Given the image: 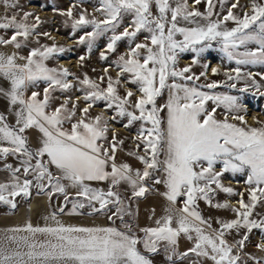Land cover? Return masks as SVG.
I'll return each instance as SVG.
<instances>
[{
    "label": "snow or ice",
    "instance_id": "1",
    "mask_svg": "<svg viewBox=\"0 0 264 264\" xmlns=\"http://www.w3.org/2000/svg\"><path fill=\"white\" fill-rule=\"evenodd\" d=\"M153 2L158 16L152 15ZM224 2L226 0H221L222 4ZM2 3L6 10L17 7L14 0H2ZM200 3L201 0H194V5ZM206 3V13H201L194 8L189 10L187 0H177L174 7L170 0H100V7L96 11L104 19L89 18L86 12H82L72 23V29L75 33L80 28L91 26L92 31L85 32L77 41L78 44H86L89 52L97 38L106 32L112 33L106 50L100 54L102 60L107 59L106 52L116 50L118 41L124 38L134 40L141 30L150 33L146 39L151 43V46L136 43L126 55L119 56L116 61V68L119 69L117 79L107 75L106 68L105 76L99 78L101 83L106 82L104 88L85 74L79 83L87 90L83 97L76 98L85 101L83 108H79L75 102L69 107L71 97L52 108V93L68 91L73 85L67 79L71 75L68 69L49 68L45 62L54 54L66 51L65 48L54 44L34 48L27 57L0 55V77L10 82L9 89H0V94L8 99L11 108L19 105L14 111V125H10L7 117L0 114V160L7 161L9 157H14L19 162L15 167L8 163L3 165L2 171L8 173V178L0 182V203L15 209L16 198L21 195L28 197L30 189L35 187L45 192L49 199L53 193L64 194L67 204L69 197L66 188L70 186L77 190V199L71 201L69 214H79L86 206L92 213L105 212L112 205L115 213L109 215V220L119 219L125 229L71 227L59 221L56 226L33 228L29 224L24 229L12 230L27 232L29 236L9 237L17 246H26L28 251L24 254H6L0 250V264H152L143 253L156 254L161 249L169 264H176L177 259L183 261L192 255L210 259L213 264H237L239 256L233 254L236 245L227 242L226 232L240 228L247 229V233L253 229L264 232V219H250L257 202L264 200V126L247 125L245 116L240 114L243 105L237 96L210 95L200 90L204 87L214 89L218 87L216 82L200 86L175 82L177 78L193 82L200 79V76L193 74L185 75L191 73L190 67L181 70L175 68L178 52L191 50L199 57L212 47L213 41L219 43L220 50L230 61L234 59L237 65H264V4L251 0V12L244 11L240 16L233 12L239 6V0H235L227 15L213 20L215 4L213 0H206ZM168 13L171 14L170 19ZM61 14L69 18L73 16L71 8ZM125 14L133 16L132 30L126 27L123 32L117 33L116 29ZM32 15L25 12L19 19L15 13L10 17L7 14L0 17V30H12L10 38L0 37V44H12L19 49L40 22L39 17H35V23L29 24L28 18ZM192 18H202L206 23L200 25ZM178 19L196 23V26L179 27ZM228 21L233 22L235 27H224ZM177 34L183 40H175ZM249 44L255 45V49H249ZM241 48L245 50L239 51ZM141 49L146 54H142ZM17 58L26 62L17 64ZM84 59L80 57V61ZM196 62L193 60L192 63ZM217 71L213 68V75ZM233 71L236 76L225 73L227 78L239 79L241 69L237 67ZM124 73L130 74V79L125 83L137 85L139 95L135 101L132 100L134 92L131 89L126 90L123 96L118 92L117 86L121 84L119 77ZM169 78L173 79V83H167ZM41 81L45 84L42 94L32 91L25 98L27 89L38 87ZM253 84L259 91L260 86L255 81ZM230 86L234 88L235 84ZM165 88L169 90L168 100L158 107L157 97L162 95ZM101 100L106 102L108 109H116V116L110 119L126 116L128 122L125 127L135 121L141 122L136 135L140 143L136 148L139 151L142 144L144 155H137L136 152L129 155L135 156L144 165L142 171L133 170L127 163L118 165L115 162L117 148L123 144V140H118L113 132L109 141L108 120L103 115H88L95 103ZM209 100L216 107L226 109L223 120L215 118L216 108L212 111L206 109ZM165 109L166 120L160 116ZM77 111L81 113L79 118H76ZM229 115L239 124L229 122ZM66 124L69 126L65 127ZM32 128L41 134L39 146L35 149L30 147L25 134ZM161 154L164 157L162 160ZM218 163L222 165L220 171L215 170ZM52 167L58 174L51 171ZM157 171L164 173L163 179L155 176ZM226 172H247L249 202L246 203L243 194H239V208L232 209L237 219L218 221L221 227L213 229L210 221L201 215L198 201L203 200L209 207H228L227 203L213 204L217 190L234 194L232 188L224 187L221 183L220 178ZM149 179L153 184H164L166 191L163 195L171 207L165 209L166 215L156 220V227L141 229L144 235L140 237L124 219L132 213L119 187L126 184L131 189V199L144 197L149 191L145 181ZM62 181H68V185ZM91 181L107 182L109 187L107 190L94 188L87 183ZM49 188L51 192L47 191ZM180 197L184 198L183 207L177 209L174 206ZM59 211L63 212L64 209ZM52 219L56 220L55 213ZM247 233L237 241L241 248L249 238ZM37 234L45 239H30ZM181 234L193 242V246L184 252L177 250ZM24 256H27V260ZM192 264H200V261L194 260Z\"/></svg>",
    "mask_w": 264,
    "mask_h": 264
},
{
    "label": "rangeland",
    "instance_id": "2",
    "mask_svg": "<svg viewBox=\"0 0 264 264\" xmlns=\"http://www.w3.org/2000/svg\"><path fill=\"white\" fill-rule=\"evenodd\" d=\"M17 4L15 8L5 9L6 14L10 17L13 13L17 15V18H21L25 12L32 13L33 15L28 18V23H35V17H39V24L36 27L34 33L29 36L28 40L22 43V46L17 49L12 44L10 45L20 57H27L29 52L34 48H39L42 46H53L54 44L57 47H63L66 49L63 53H56L47 60L46 66L49 68H66L69 70L71 75L67 77L68 81L72 83L73 87L68 91H56L52 93L54 99L52 100V108L58 107L62 104L67 97H71L72 100L69 102V107L73 102L78 104L79 108H83L86 106L85 101L81 98L77 100V97H83L84 91L87 89L84 88L83 85L79 83V80H82L85 74L91 79L96 81V83L100 84L101 88L106 87V82L101 83L100 77L105 76V69H108L107 75L111 76L114 80L118 78L117 73L119 69L116 68V61H118L120 55H126L129 51L130 47H134L136 43H147L151 46L150 40L146 39V37L150 36V33L141 30L136 36L134 40H129L124 38L117 42L116 50L111 53H107V59L102 60L100 58L101 52L106 50V46L109 42V39L112 35L111 32H106L102 36L96 39L94 42L92 51L89 52L86 44H78L77 41L79 38L84 35L85 32L92 31L91 26L86 28H80L73 33L72 23L75 19L79 17L82 12H86L89 18L95 17L98 20L104 19L103 15L96 11L97 8L100 7V0H14ZM177 0H170V3L174 7ZM235 0H226L223 4L221 0H213L215 4L214 15L212 19L215 20L217 18H222L224 15H227V10L231 7V4L234 3ZM259 3L264 4V0H258ZM189 5V10H199L201 13H206L207 3L206 0H201V3L198 5H194V0H187ZM75 5V7H73ZM72 9L73 16L72 18L67 17L66 15H62L61 13L67 12L69 9ZM244 11L251 12V0H239V6L236 9H233L234 14L243 15ZM151 12L153 16H158V10L156 4L153 2L151 4ZM168 18H171V14L168 13ZM133 16L131 14H125L123 19L116 29L117 33H121L124 31L126 27H128L129 31L132 30L130 27L132 23ZM200 25H204L206 23L202 18H192ZM170 26V25H169ZM179 27L192 28L196 26V23H188L183 19H178ZM226 28H233L235 24L231 21H228L223 25ZM45 33L47 35H45ZM12 34V30H0V37H4L5 39L10 38ZM22 39V38H19ZM175 40L181 41L183 37L177 34L174 37ZM199 47V46H197ZM249 49H255V45L249 44L247 46ZM221 45L216 41L212 42V47L207 49L205 52L201 53L199 57L196 56L194 52L191 50L178 52L177 62L175 64V68L177 70H181L185 67L191 68V73H185V75L193 74L194 76H200L199 80L196 81H184L179 78L175 80L176 83L187 84L188 86H200L206 85L208 83L216 82L218 87L214 89H208L206 87L200 88L201 91L207 92L210 95H232L237 96L239 98V103L243 105L242 110L240 111L241 115L245 116L247 121V125L251 127H261L264 126V95H261V92H264V79H262V75H264V65H237L235 60H229L227 56L220 50ZM245 50L244 48L239 49V51ZM142 54H146L144 49L140 50ZM155 51V48H154ZM83 56L85 59L80 61V57ZM193 60L197 62L193 64ZM205 65L207 67L205 68ZM239 67L241 69V76L239 79L229 80L225 73L231 75L233 77L236 76V73L233 71L235 68ZM217 69V74L213 75L212 69ZM204 72L206 75L201 76L200 74ZM251 74V75H249ZM78 78V79H77ZM121 80V84L118 85V92L121 96H123L126 90L131 89L134 92L132 100L135 101L137 96L139 95L137 91V85L131 83H125L126 80L130 79V74L124 73L119 77ZM255 81L256 85L260 86V90L257 91L256 87L253 84ZM167 83H173V79L169 78ZM235 84V87H231L230 85ZM45 87L44 82H39L38 87H29L28 93L31 95L32 91L43 92V88ZM247 89V91H240L241 89ZM83 89V90H82ZM169 97V90L165 88L161 96L157 97L156 104L158 107H162L166 104ZM208 111H212L213 108H216L215 118L218 120H223L225 115L227 114L226 109L223 106L216 107V105L209 100L205 105ZM131 110V109H130ZM138 114V113H137ZM81 113L77 111V117ZM90 117H95L97 115H103L106 120H108L109 130L107 133L108 140L112 139V134L115 132L118 140H123V144L119 145L116 151V160L118 159V155H122L123 157H132L136 158L133 155H129L131 152H136L137 155H144L143 145L141 144L140 150L137 151L136 145L140 143L136 139V135L140 129V121L133 122L130 126L125 127L128 122V118L117 116L115 120L110 119L112 116H116V109L111 108L108 109L106 107V102L97 101L95 105L89 110ZM167 111L166 109L160 113V116L166 120ZM229 122L239 124V121L231 120V115H229ZM69 125H65L68 127ZM150 127V125H148ZM106 144V142H105ZM162 155V154H161ZM161 158V156H160ZM137 159V158H136ZM138 160V159H137ZM139 161V160H138ZM140 162V161H139ZM141 163V162H140ZM141 171L143 170L144 165L141 163ZM3 169V168H2ZM222 169L221 164L215 165V170L220 171ZM157 173V172H156ZM155 173V176H156ZM32 179L31 176L28 177ZM221 183L224 187H229L233 189L234 194L229 195L228 193H224L222 191L217 190L214 194L213 204L227 203V208H216L210 207L212 211H216L217 213H227L231 212L233 208H239V204L231 205L229 201L237 202L241 199L239 194H243V199L246 203L249 202V186L246 183L247 180V172L243 173H232L226 172L220 178ZM147 182H151V180H147ZM109 185L105 190H107ZM35 188V187H33ZM35 191H40L35 188ZM30 189V194L31 192ZM120 194L122 198L125 199L126 203L130 206L131 215L125 216V221L132 226L133 231L140 237H143V233H138L135 228L134 222V213L133 207L134 202L137 198L131 199V189L126 185L122 184L119 187ZM30 196V195H29ZM28 196V197H29ZM20 198H16L17 200H25L23 195L19 196ZM69 197V202L65 204V198L63 200L61 208L65 210L72 209L71 201L77 199V197ZM203 201V200H201ZM17 202V201H16ZM1 204V203H0ZM206 207H209L205 202ZM5 205V204H4ZM2 206V205H1ZM6 210L11 208L9 205H5ZM98 207V206H97ZM3 208V207H2ZM5 210V209H2ZM79 213H87V214H104L109 217L115 213V207L109 205V209L105 210V212L92 213L89 207H85L81 209ZM237 217V216H236ZM252 220H262L264 219V200L258 201L256 207L252 210V215L250 216ZM207 220V219H206ZM110 224L115 226L121 230L124 229V224L119 219L110 220ZM247 233V229L240 228L238 231L236 229H232L226 232L225 238L230 240V245H236L233 248V254L239 256V260L237 264H264V232L261 229H253L251 233L248 234V240L245 242L244 246L241 248L237 245V241H239L245 234ZM140 250L142 251V246L140 245ZM143 252V251H142ZM146 256L152 261V264H169L166 260L163 250L156 254H150L144 252ZM194 260H197L195 257L190 256L189 258L181 261L179 259L176 260V264H192Z\"/></svg>",
    "mask_w": 264,
    "mask_h": 264
},
{
    "label": "crops",
    "instance_id": "3",
    "mask_svg": "<svg viewBox=\"0 0 264 264\" xmlns=\"http://www.w3.org/2000/svg\"><path fill=\"white\" fill-rule=\"evenodd\" d=\"M6 14L5 7L0 0V17H3ZM15 54L18 56L17 52L10 45L0 44V55L5 57ZM26 61L17 58V64H24ZM10 87V82L3 77H0V89L8 90ZM29 96L28 90L25 92V98ZM19 105L15 106L18 108ZM15 108H11L8 99L0 94V114H4L7 117V122L10 125L15 124L14 111ZM28 137L29 145L31 148L35 149L39 146L40 133L37 129L32 128L27 130L25 133ZM115 161L118 165L127 163L133 170L141 169L140 162L136 158L123 157L122 155L117 156ZM163 154L161 155V160L163 159ZM4 163L12 164L14 167L18 166L19 162L14 157H9L7 161L0 160V182L7 180L8 173L2 171ZM51 171L54 174H58L57 170L52 167ZM110 171V168H109ZM156 176L163 179L164 173L157 171ZM23 178V177H22ZM63 184L68 185V181H62ZM91 187L106 189L108 186L107 182H97L91 181L87 182ZM152 187H148L149 191L145 194L144 197H138L134 202L133 213H134V224L138 233H143L141 229L156 227V220L160 219L166 215L165 209L171 207L169 202L164 197L163 193L166 191V188L163 183L157 185L153 184L151 180ZM35 188H31V191H35ZM48 192L52 190L47 189ZM76 189L72 187H67L66 192L68 196L76 197ZM20 197H17V199ZM64 194L62 193H53L51 199L45 194V192L35 191L31 192L30 196L25 198V200L16 199V208H9L6 210V206L0 204V250H3L6 254H12L14 252H20L24 254L28 251L27 247L21 244L17 246L9 237H23L29 236V233L21 231L14 232L13 229H24L27 225L31 224L33 228L36 227H45V226H56V222L59 221L60 224L64 226L71 227H115L110 224L108 216L104 214H69L70 210H65L60 212ZM183 197L178 198V201L175 208L183 207ZM2 205V206H1ZM98 206V205H97ZM3 207V208H2ZM198 208L201 215L210 221L213 229H219L221 227L218 221L230 222L234 219H237L236 214L231 212L227 213H217L212 211L210 207H206L204 201H198ZM5 209V210H2ZM56 214V220L52 219V214ZM173 226H175V220L173 221ZM117 228V227H116ZM118 230H121L118 228ZM123 231V230H122ZM144 235V233L142 234ZM30 239L35 240H44L45 237L37 234L35 237H30ZM226 239V238H225ZM228 243L230 240L226 239ZM177 250L179 252H184L193 246V242L189 241L183 234L178 238ZM142 246V245H141ZM143 249V247H142ZM143 251V250H142ZM195 257L194 255H192ZM200 261V264H213L210 259L203 257H195ZM24 259L27 260V256H24Z\"/></svg>",
    "mask_w": 264,
    "mask_h": 264
},
{
    "label": "bare ground",
    "instance_id": "4",
    "mask_svg": "<svg viewBox=\"0 0 264 264\" xmlns=\"http://www.w3.org/2000/svg\"><path fill=\"white\" fill-rule=\"evenodd\" d=\"M229 203L233 206L235 204H238L237 202H234V201H229ZM263 246H264V242H263Z\"/></svg>",
    "mask_w": 264,
    "mask_h": 264
},
{
    "label": "water",
    "instance_id": "5",
    "mask_svg": "<svg viewBox=\"0 0 264 264\" xmlns=\"http://www.w3.org/2000/svg\"><path fill=\"white\" fill-rule=\"evenodd\" d=\"M145 183L147 184V186H148L149 188L152 187V185H151L150 182L145 181Z\"/></svg>",
    "mask_w": 264,
    "mask_h": 264
},
{
    "label": "trees",
    "instance_id": "6",
    "mask_svg": "<svg viewBox=\"0 0 264 264\" xmlns=\"http://www.w3.org/2000/svg\"><path fill=\"white\" fill-rule=\"evenodd\" d=\"M151 180V179H150Z\"/></svg>",
    "mask_w": 264,
    "mask_h": 264
}]
</instances>
